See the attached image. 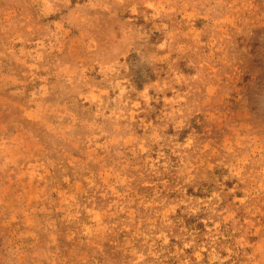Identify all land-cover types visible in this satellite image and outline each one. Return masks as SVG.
Instances as JSON below:
<instances>
[{
	"label": "rangeland",
	"instance_id": "obj_1",
	"mask_svg": "<svg viewBox=\"0 0 264 264\" xmlns=\"http://www.w3.org/2000/svg\"><path fill=\"white\" fill-rule=\"evenodd\" d=\"M0 264H264V0H0Z\"/></svg>",
	"mask_w": 264,
	"mask_h": 264
}]
</instances>
